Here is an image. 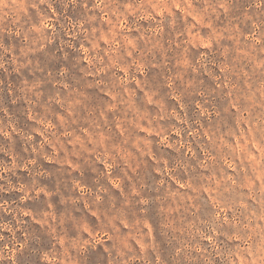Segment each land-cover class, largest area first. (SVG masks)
I'll return each instance as SVG.
<instances>
[{
  "label": "rangeland",
  "instance_id": "374dc122",
  "mask_svg": "<svg viewBox=\"0 0 264 264\" xmlns=\"http://www.w3.org/2000/svg\"><path fill=\"white\" fill-rule=\"evenodd\" d=\"M0 264H264V0H0Z\"/></svg>",
  "mask_w": 264,
  "mask_h": 264
}]
</instances>
